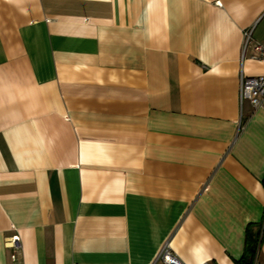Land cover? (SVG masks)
Listing matches in <instances>:
<instances>
[{
  "label": "crops",
  "instance_id": "1",
  "mask_svg": "<svg viewBox=\"0 0 264 264\" xmlns=\"http://www.w3.org/2000/svg\"><path fill=\"white\" fill-rule=\"evenodd\" d=\"M249 29L264 0H0V264H236L256 234L264 264Z\"/></svg>",
  "mask_w": 264,
  "mask_h": 264
},
{
  "label": "built area",
  "instance_id": "2",
  "mask_svg": "<svg viewBox=\"0 0 264 264\" xmlns=\"http://www.w3.org/2000/svg\"><path fill=\"white\" fill-rule=\"evenodd\" d=\"M252 33L253 29L244 32V50L251 43H254L255 55L252 58L257 61H264V43L253 41ZM239 100L241 116L244 113L245 103H248L253 110L264 109V76L245 77L242 74L240 77ZM7 245L15 251L18 250L20 248L19 237L15 236L9 239ZM13 258H15V255H13ZM159 259L164 264H183L167 247L162 250ZM254 264H257V257Z\"/></svg>",
  "mask_w": 264,
  "mask_h": 264
},
{
  "label": "trees",
  "instance_id": "3",
  "mask_svg": "<svg viewBox=\"0 0 264 264\" xmlns=\"http://www.w3.org/2000/svg\"><path fill=\"white\" fill-rule=\"evenodd\" d=\"M263 235H264V231H263ZM248 237H249V240L246 246L247 248L245 250V255L236 264H253L254 257L256 254V246L259 242V234H256L254 236L249 235Z\"/></svg>",
  "mask_w": 264,
  "mask_h": 264
}]
</instances>
